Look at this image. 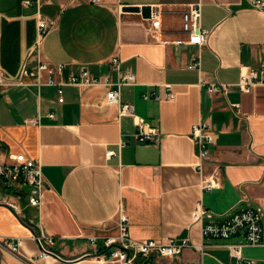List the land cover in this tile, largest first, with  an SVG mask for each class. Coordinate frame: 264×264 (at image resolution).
I'll use <instances>...</instances> for the list:
<instances>
[{"label": "crops", "instance_id": "obj_1", "mask_svg": "<svg viewBox=\"0 0 264 264\" xmlns=\"http://www.w3.org/2000/svg\"><path fill=\"white\" fill-rule=\"evenodd\" d=\"M196 2L208 41L176 43L187 37L183 11ZM39 14L54 22L41 59L65 64L56 77L86 66L114 80L118 74L109 60L118 55L121 69L135 75V83L120 89L135 115L119 116L105 84L65 85L59 102L56 86L31 83L23 73L36 64ZM154 19L159 29L152 27ZM197 58L200 67H189ZM262 63L264 10L249 0H0V67L10 83L0 86V162L24 152L41 162L45 179L41 204L30 206L25 190L14 191L0 178V236L20 237L23 254L19 259L0 251V264H118L92 254L104 250L105 236L117 234L121 210L133 238H187L201 247H185L171 258L138 256L135 264H238L232 243L243 244L242 257L264 264V245L245 244L241 232L203 237L202 221L192 218L197 207L222 221L264 203ZM249 70L262 82L242 91L237 83ZM211 83L228 90L208 91ZM167 85L173 98L165 97ZM138 118L160 132L158 143L135 140ZM200 122L215 133L205 163L206 175L217 177L212 189L202 187L194 166L193 125ZM109 150L115 153L109 156ZM8 202L18 203L21 212ZM40 226L53 235L52 248L64 260L38 257L34 236Z\"/></svg>", "mask_w": 264, "mask_h": 264}, {"label": "built area", "instance_id": "obj_2", "mask_svg": "<svg viewBox=\"0 0 264 264\" xmlns=\"http://www.w3.org/2000/svg\"><path fill=\"white\" fill-rule=\"evenodd\" d=\"M38 4L42 0H36ZM102 0H92V2L100 3ZM256 7L264 10V0H249ZM29 4L30 1H27ZM40 15L38 22L37 40L34 46V53L36 57V64L32 68H26L24 75L32 78L31 83L40 87L42 85H54L57 88L58 101L63 102V87L65 85H92L105 84L110 86L107 92V101L118 106L119 116L135 115L134 106L130 103L124 102L120 98V89L123 85L135 83V75L129 71L121 69V61L118 55H113L109 62L113 70L118 74L116 79H111L108 76L97 77L93 75L86 66L70 74L67 78H57L56 75H61L65 64L64 63H49L41 59V46L43 38L50 27L54 24L45 16ZM182 29L187 33L186 38L174 40L176 43L196 44L202 46L208 41V31L202 28L200 23L201 18V3H191L187 9L183 11ZM160 20H152V27L156 30L160 28ZM166 41V40H165ZM170 42V41H166ZM189 67H200V59L192 61ZM261 71L264 70V63L261 64ZM46 74V77H43ZM257 71L249 70L241 74V78L237 86L242 91H250V89L261 83ZM10 84L0 67V86ZM208 91H227L228 85L223 83H211L207 87ZM152 95L161 99L162 95L153 92ZM149 93L143 94L144 98H148ZM166 98H173L174 92L170 85H167ZM53 116V112H50ZM193 133L198 141V163L195 168L202 176V187L204 189H212L217 185L216 175H206V161L210 158L209 146L215 141V133L210 129L207 122H200L193 125ZM129 135V134H126ZM136 141L158 143L161 137L160 132L151 127L143 118H138L136 121V130L131 134ZM128 139V138H127ZM126 140V139H125ZM125 141L121 142V145ZM114 150H109L107 155H113ZM0 178L6 186L11 187L14 191L25 190L27 205L39 206L42 202L43 192L45 188V179L41 170V162L34 159L24 152H19L14 155L11 160L0 162ZM9 206L15 212H21L22 207L16 202H8ZM264 216V203L254 207H248L239 210L222 221H217L213 218L210 211L202 207H197L193 213L194 220L202 221L201 234L203 237H218L227 239L237 233H243L244 243L249 245H264V223L262 217ZM129 217L121 210L118 217V232L115 235H108L104 237V250L93 251L95 257L103 261L114 262L118 264H135V259L138 256H148L151 253H157L161 257L171 258L179 253L185 247H194L201 250V247L194 245L189 239L184 238L180 241L170 238L164 242H158L153 239H136L130 236L128 232ZM39 253L38 257L55 256L60 260L64 258L57 253L52 245L54 243L53 235L47 233L42 226L39 227V232L35 234ZM95 236L91 237L94 243ZM241 243L228 244L233 253L237 255L238 264H257L254 258H244L240 255ZM22 239L20 237L0 236V251L11 254L19 259L23 258L21 251Z\"/></svg>", "mask_w": 264, "mask_h": 264}]
</instances>
